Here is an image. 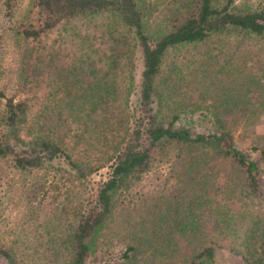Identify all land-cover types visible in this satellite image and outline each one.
<instances>
[{
	"label": "trees",
	"instance_id": "16d2710c",
	"mask_svg": "<svg viewBox=\"0 0 264 264\" xmlns=\"http://www.w3.org/2000/svg\"><path fill=\"white\" fill-rule=\"evenodd\" d=\"M222 1L185 0L153 33L137 0H30L15 28L20 62L16 86L0 88V163L8 161L13 169L32 174L62 159L81 179L102 167L68 148L62 103L78 105L74 112L90 110L100 124L119 118L121 90H132L119 78L124 50L114 41L111 54L102 52L79 73L69 71L62 77L53 65L60 50L46 44L56 28L86 18H110L133 34L143 58L139 107L129 120V135L114 141L109 176L98 187L95 201L77 212L68 242H63L67 251L48 255L45 264H88L99 231L119 205V192L164 167L168 170L158 174L171 176L176 200L165 216L153 212L138 247L129 244L124 252L128 260L144 245L163 243L172 247L175 254L167 255L171 261L175 258L174 264H212L223 248L239 254L246 264H264V201L257 202L260 170L254 156L258 152L264 157V144L244 148L236 143L240 127H256L264 114V8L240 9L236 0ZM16 4L4 0L11 15ZM229 34L241 36L243 42L255 39L260 47L253 49L255 59L248 69L211 90V127L198 131L182 124L181 112L164 114L159 80L169 50ZM52 77L65 88L53 94L59 105L50 120L45 102L51 98ZM37 102L40 109L34 113ZM24 257L13 246L0 244L1 264H26Z\"/></svg>",
	"mask_w": 264,
	"mask_h": 264
},
{
	"label": "rangeland",
	"instance_id": "374dc122",
	"mask_svg": "<svg viewBox=\"0 0 264 264\" xmlns=\"http://www.w3.org/2000/svg\"><path fill=\"white\" fill-rule=\"evenodd\" d=\"M137 1L149 31L155 33L169 22L185 0ZM219 1L222 0H215ZM235 6L240 9L264 8V0H236ZM29 7L30 0H17L11 15L4 7V0H0V88L7 85L8 90H14L16 86L20 62L15 28ZM241 39L237 34H229L206 43L170 49L159 80L164 114L172 116L181 112L182 124L198 131H207L211 127L212 117L211 90H218V83L228 84L239 72L248 69L250 61L255 59L253 49L260 47L255 39L245 42ZM114 41L124 50L119 78L132 89L121 90V116L100 124L90 110L74 112L78 105L70 100L62 103L64 117H68L62 129L68 136V148L78 158H84L85 162L102 164V167L81 179L62 159L32 174L13 169L8 161L0 163V244L13 246L25 256L26 264H45L49 260L48 255L53 257L60 249L67 251L63 242H68V233L77 212L95 201L98 187L109 176V152L116 143L114 141L129 135V120L139 107L143 69L142 54L133 34L125 28H118L107 17L63 24L46 38L48 46L60 50L59 58L53 65L57 66L62 77L69 71L79 73V68L91 64L102 52L111 54L109 49ZM51 80L48 88L51 98L48 104L45 102V107L49 106L50 120L53 119L55 107L58 109L59 105L53 94L65 88L62 81H56L53 77ZM70 84L71 81L68 82ZM40 104H34V113L39 111ZM91 107L92 104L89 105ZM236 143L244 148L264 144V114L256 127H240ZM254 156L259 158L260 170L261 198L257 202L263 203L264 157L258 152ZM167 170L164 167L157 172L147 173L132 188L119 192V205L99 231L88 264H174L175 258L172 261L168 259V255L175 254L171 251L172 247L163 243L158 247L144 245L136 249L131 261L124 256L129 244L138 247L141 236L146 234V226L151 223L149 220L154 218L153 212L157 210L165 216L168 206L176 200L177 189L171 176L165 179L158 174ZM212 264L246 263L239 254L223 248L217 252Z\"/></svg>",
	"mask_w": 264,
	"mask_h": 264
}]
</instances>
